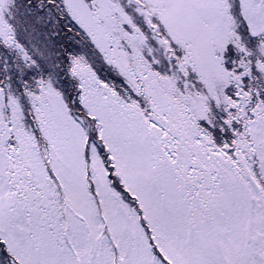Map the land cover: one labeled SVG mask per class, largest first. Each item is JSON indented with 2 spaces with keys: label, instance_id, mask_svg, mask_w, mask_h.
Masks as SVG:
<instances>
[{
  "label": "snow or ice",
  "instance_id": "snow-or-ice-1",
  "mask_svg": "<svg viewBox=\"0 0 264 264\" xmlns=\"http://www.w3.org/2000/svg\"><path fill=\"white\" fill-rule=\"evenodd\" d=\"M0 264H264V0H0Z\"/></svg>",
  "mask_w": 264,
  "mask_h": 264
}]
</instances>
